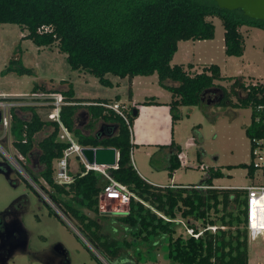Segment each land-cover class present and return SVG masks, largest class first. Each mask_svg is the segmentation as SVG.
Returning <instances> with one entry per match:
<instances>
[{"label": "trees", "instance_id": "obj_1", "mask_svg": "<svg viewBox=\"0 0 264 264\" xmlns=\"http://www.w3.org/2000/svg\"><path fill=\"white\" fill-rule=\"evenodd\" d=\"M210 17H218L223 23L225 52L229 56L244 54L242 26L264 30V20L246 15L242 9L220 8L215 0L210 3L197 0H0V23L18 24L26 31L22 38L31 39L39 47L56 44L58 51L66 54V61L72 69L93 74L105 86H113L108 74L132 79L156 73L159 84L172 94L167 104L173 124L180 119L181 106L202 109L213 104L244 107L252 109V121L246 134L250 139L262 136L264 83H246L242 77H237L229 89L219 81H232V77L223 76L216 63L195 74L186 69L192 67V63L187 66L171 63L180 41L215 37V24ZM14 52L3 72L32 74L33 68L24 66L16 57L17 50ZM61 83L60 88H47L38 81L32 92H61L64 101L71 102L61 105L60 116L80 145L117 149V163L107 170L128 188L131 197L127 212L113 214L117 222L130 229L134 241L166 235L170 247L169 264H250L248 231L245 226L241 227L245 224L246 190L215 186L214 180L224 176L220 167L211 168L208 178L200 184L207 185V188H199L198 184L155 185L148 182L132 162L135 144L130 127L138 115V107H125L121 103L128 116L127 122L104 105L82 104L114 103L119 97H76L72 82L62 80ZM128 92L131 98V89ZM142 104L162 103L152 96ZM81 106L90 113L89 127L99 119L103 121L95 135L85 134L76 127L75 115ZM38 107H23L21 110L30 111V117L22 118L15 112L12 120L16 149L28 161L34 152L37 153L36 163L40 168L35 170L27 166L30 177L45 186L42 178L52 188L48 191L51 198L67 217L74 220L78 231L98 252L113 260L128 254L124 247L129 250L134 241L124 239L121 245L117 238L102 231L100 218L107 212L99 209V195L108 182L107 178L99 171L86 170L79 162L73 181L61 184L54 180V161L62 156L69 143L58 139V123L53 120L48 123L38 112ZM135 110L137 114H134ZM48 124L53 125V130L36 142V134ZM174 146L173 141L171 147ZM179 148L177 145V151L170 158V176L181 166ZM237 167H246L249 176L254 174L251 164L240 163ZM49 208L50 214L59 216ZM178 214L183 218L201 220L202 231L194 224L190 226L198 236L189 234L184 238L176 234ZM211 226L216 229L212 230Z\"/></svg>", "mask_w": 264, "mask_h": 264}, {"label": "rangeland", "instance_id": "obj_2", "mask_svg": "<svg viewBox=\"0 0 264 264\" xmlns=\"http://www.w3.org/2000/svg\"><path fill=\"white\" fill-rule=\"evenodd\" d=\"M197 1L210 3L212 0ZM209 19H212L215 24V37L207 40L180 41L173 64L183 63L187 66L188 63H192L190 61H194L193 58L195 57L198 62L192 63V67H186L190 74H195L202 72L204 67L216 63L220 66L223 76L232 77V81L229 79L219 81L229 89L237 77H242L246 83H264V30L255 26H242L244 54L242 56H229L225 52V29L221 19L218 17H210ZM25 33L26 31H23L18 24L0 23V91L4 96L30 98L36 82L48 80V82L59 86L61 81L66 79L75 83L77 93L81 96L87 98L108 97L118 93L121 94L123 100H128L127 84H123L121 88L105 86L93 74L72 69L66 61V54L59 52L56 44L50 47H39L31 39L22 38ZM15 50H17L16 57L20 59L21 63L26 67L33 68L32 74L19 75L15 72H3L10 58L14 56ZM107 76L115 80L120 79L112 74ZM154 85L160 87L159 82L154 83ZM155 86L152 85L150 91L156 92ZM158 89L166 95L169 94L163 88ZM138 99H141V96ZM115 101L119 102V99ZM124 104L125 106H133ZM37 110L48 123L52 121L50 116L52 107L45 105L38 107ZM18 114L22 118H28L31 115L30 111H21ZM179 114L180 119L175 124L176 131L173 132V135L184 148L187 166L178 171L176 176L178 184L185 186L203 184L209 176V170L218 167L223 170L224 176L215 179V186L237 188L254 183L248 175L246 167H237L240 163L250 164L252 161L250 138L246 134V129L252 121L251 108L218 104H213L206 109L197 106H181ZM86 121L85 115L79 114L76 126L80 129L87 128L88 123ZM99 125L100 122L95 121L94 129ZM131 127L133 130V124ZM52 130L53 125L48 124L43 131L36 134V142ZM84 132L87 133V131ZM70 135L73 141H77L73 133L70 132ZM14 139L13 135L12 140ZM58 139H60L59 136ZM65 140L67 139L63 141ZM190 140L194 142V145L188 146L186 144ZM0 146L9 153L17 154L14 148L9 147V141H1ZM158 152L157 150V154L148 157L143 150L139 152L138 156L137 150H135L133 157L138 165V158L142 159V165H139L142 172H145L143 166L147 167V170L152 169L154 171L156 174L155 184H169V171L160 169L163 168L161 166L164 165V161L160 159ZM5 158L4 152L0 149V160ZM36 158L37 153L34 152L29 161L27 160L29 168L37 170L39 166H37ZM229 165H232V168ZM154 166H160L159 170L155 169ZM71 167L72 170L78 168L75 156L72 157ZM40 180L46 185L42 178ZM20 197L24 198L26 203L22 220L29 233L28 244L33 250H45L61 243L68 251L70 264H101L100 262L103 264L170 263L169 238L166 235L160 234L152 236L149 240L134 241L130 229L124 228L116 221L113 213L126 210L128 208L126 203L115 200L99 201L100 211L107 212L105 217L100 218L103 224V233L117 238L121 245L124 244V239L129 242L134 241L129 250L124 247L129 252L128 254L113 260L99 251L101 258L88 245V241L82 240L83 237L72 218L50 214L48 204L39 196L33 186L28 185L23 177L12 174L10 178H7L0 172V211ZM85 211L91 216L94 215L91 211ZM192 224L197 226L199 231L203 230L201 220H195L192 217L183 218L178 214L175 226L176 234H181L184 238L187 237L189 235L187 227ZM244 226L246 227L245 224H242L241 227ZM210 228L216 229L215 226ZM248 241L250 264H264V238L259 237L253 241L249 239L248 233ZM17 264H44V262L34 257L22 256L18 259Z\"/></svg>", "mask_w": 264, "mask_h": 264}, {"label": "built area", "instance_id": "obj_3", "mask_svg": "<svg viewBox=\"0 0 264 264\" xmlns=\"http://www.w3.org/2000/svg\"><path fill=\"white\" fill-rule=\"evenodd\" d=\"M63 103L70 104L71 102H65L61 92L46 93L43 91H36L31 93L30 98H12L4 96L0 91V142L9 141V147L14 148V151L17 152V154L9 153L0 146V149L4 152V155L6 157L5 160L18 173L19 176L23 177L28 183H30L31 186H33V188L38 192L39 196L59 216L67 217L63 213L59 205L55 203V201L51 198L48 191H52V188L47 184L43 186L32 180L27 171V158L16 149L14 140H12V120L15 112L29 105H37L39 107L49 105L50 107H52L50 116L52 120L56 121L60 127L59 138L61 139V141L67 139L65 140V142L69 143L62 156L54 161V180L57 183L61 184L70 183L71 181H73V175L71 173V161L72 157L75 156L77 158V161L82 163L86 170L99 171L107 178L108 182L105 184L102 192L99 195V201L101 202V200H115L121 203H126L128 208L126 210L124 209L123 212H127L129 210L131 192L125 185L111 176V174L107 170V167L110 166L89 164L87 162L82 152V149L85 146L80 145L78 141H73V138L70 135V131L67 129L63 120L61 119L60 109ZM87 104L104 105L105 107L113 109L127 122H129L128 116L124 110V107H122L121 102H88ZM23 141L25 142L26 139H24ZM250 143L252 150V161L250 164L254 168V174L250 177L254 183L238 188H243L244 190H246L244 221L246 229L249 233V239H252L254 241L259 237L264 238V135L259 137L256 136L250 139ZM197 187L207 188L208 186L197 185ZM187 231L189 234H195L196 236H198V234L194 233L195 231L191 227H187ZM88 245L92 249H94L102 258L101 254L93 246H91L90 243Z\"/></svg>", "mask_w": 264, "mask_h": 264}, {"label": "crops", "instance_id": "obj_4", "mask_svg": "<svg viewBox=\"0 0 264 264\" xmlns=\"http://www.w3.org/2000/svg\"><path fill=\"white\" fill-rule=\"evenodd\" d=\"M194 55H195V53H194ZM173 59H174V57H173ZM193 60L194 61H190V62H192L194 64H196L198 62V60H195V57L193 58ZM171 63L173 64V60ZM194 67H196V66H194ZM155 75H156V77H155ZM116 77H118V76H116ZM119 78L120 79H118V80L109 78L113 82V86H111V87L117 86L116 88H121L123 84H127L128 91H129V89H131V91H132L131 98L129 96V92L127 93L128 94L127 95L128 96L127 101L123 100L121 97V94H118V93H115L114 96H108V97H102V98H110L111 99V98L119 97V98H116V99H119V102L135 105L136 107H138V115L133 122V130L131 129L132 130V132H131L132 133V142L135 144V146L133 147V151H132V162H133L135 168L138 170V172L140 173V175L144 179H146L148 182H150L152 184H155L156 183V174L154 173V171L152 169L147 170V167H144V166H143V170L145 172H142V170H140L139 165H142V163H141L142 159L138 158V161H139V165H138L136 160L133 157L135 150H137L138 156H139V152H141V150H143L145 152L146 156H148V157H150L151 155L153 156V155L157 154V150H158L159 151L158 154L160 155V159L164 161V165L161 166L163 168H160V166H154V168L157 170H159L158 168L163 169V170H168V167L170 165L171 155L175 151H177V145H178L180 147L178 150V156H179V159L181 161V166L173 172V175L170 176V182H169V184L178 185V181L176 179L177 173L182 167L187 166V164H186L187 161H186V155H185L184 148H183L182 144L179 143L177 138L174 137V135H173V132L176 131L175 124L177 123L178 120L173 124L171 112H170V107L167 104L170 102V100L172 98L171 92L169 90L165 89L164 87H162L161 85H160V87H158L157 85L156 86L154 85V83L158 82V75L156 73L149 75V76L138 75V76L133 77L132 79H128V77H125V78L119 77ZM63 80H66V79H63ZM68 81L71 82L70 80H68ZM124 81H125V83H124ZM40 82H43L47 86V88H50L52 86L55 88H60L63 86L62 83H61V85L56 86L54 83L48 82V80H42ZM72 84L74 87L76 97L87 98V97H84V96H81L80 94H78L77 93V87H76L75 83L72 82ZM152 85L155 86L156 92L150 91V88ZM158 88H160V89L163 88L164 90L169 92V94L166 95V93H162ZM139 96H141V99H138ZM152 96L156 97L157 100L160 101L162 104H159V105L142 104V102L144 100H146L148 97H152ZM94 98H96V97H94ZM87 103L88 102H85L82 104L87 105ZM21 109L18 110L17 112L29 111V110H21ZM40 109H42V108H40ZM79 114L85 115V118L87 120L86 122L88 123V127L84 128V129H80L77 126L76 127L78 129H80L85 134L95 135L98 132L101 125L103 124V121L100 119L97 120L98 122H100V125L96 129H94V126L89 127V122L91 121V116H90V113L88 112V110L85 106H81L77 110V113L75 115L76 121H77V117L79 116ZM84 131H87V133ZM46 135H44V136H46ZM173 141L175 142L176 146L171 147V143ZM186 144L188 146H190V145H194V142L192 140H190ZM78 163L79 162L77 161V165H78L77 170L79 169ZM77 170L76 169L72 170V167H71L72 175L74 173H76ZM214 182H215V180H214ZM155 185H168V184H155ZM82 240H85V238L83 237ZM68 259H69L68 264H70L69 254H68ZM43 262H44V264H47L45 261H43Z\"/></svg>", "mask_w": 264, "mask_h": 264}, {"label": "flooded vegetation", "instance_id": "obj_5", "mask_svg": "<svg viewBox=\"0 0 264 264\" xmlns=\"http://www.w3.org/2000/svg\"><path fill=\"white\" fill-rule=\"evenodd\" d=\"M12 174L18 175L14 169ZM25 207V199L20 197L0 211V230L5 231L4 237H0V264H17L22 256L34 257L47 264H68V251L61 243L45 250H33L28 244V232L22 220Z\"/></svg>", "mask_w": 264, "mask_h": 264}, {"label": "water", "instance_id": "obj_6", "mask_svg": "<svg viewBox=\"0 0 264 264\" xmlns=\"http://www.w3.org/2000/svg\"><path fill=\"white\" fill-rule=\"evenodd\" d=\"M220 8L242 9L243 12L253 18L264 20V0H215ZM137 114V111H134ZM1 119V113H0ZM83 155L89 164H98L105 166H115L117 163V149L115 147H91L87 146L82 149ZM6 165V166H5ZM0 172L7 178L13 173V168L6 161H0ZM27 231V230H26ZM4 232L0 230V237H4ZM27 233V242L29 241Z\"/></svg>", "mask_w": 264, "mask_h": 264}]
</instances>
